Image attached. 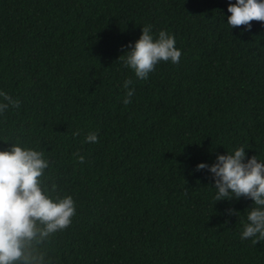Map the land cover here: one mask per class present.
Listing matches in <instances>:
<instances>
[{"label":"trees","instance_id":"16d2710c","mask_svg":"<svg viewBox=\"0 0 264 264\" xmlns=\"http://www.w3.org/2000/svg\"><path fill=\"white\" fill-rule=\"evenodd\" d=\"M230 2L0 0V91L21 102L0 150L42 151L76 208L48 264H264V242L241 239L251 199L215 202L195 170L240 146L264 161V22L230 28ZM149 24L182 55L140 80L119 57Z\"/></svg>","mask_w":264,"mask_h":264},{"label":"clouds","instance_id":"9594fccd","mask_svg":"<svg viewBox=\"0 0 264 264\" xmlns=\"http://www.w3.org/2000/svg\"><path fill=\"white\" fill-rule=\"evenodd\" d=\"M227 24L230 28L244 26L250 31L252 21L264 22V0H236L228 4ZM181 50L175 47L174 35L160 30L154 35L152 25L142 26L141 35L119 57L124 67L133 70L135 77L147 80L160 62L178 64ZM132 79L124 81L126 95L124 105L131 103L135 89ZM20 100L0 91V114L9 107L19 108ZM79 135V130L73 133ZM85 142L96 143V132H89ZM245 147L240 146L226 154L217 153L212 164L198 163L195 170L207 169L215 188V202L221 200L251 199L247 223L241 239H252L256 245L264 242V161L256 155L247 157ZM80 163L83 155L76 153ZM50 161L42 151L11 143L0 150V264H48L45 245L57 232L66 229L75 215V203L71 195L56 193V185L44 183L45 170ZM229 215L239 213L234 208Z\"/></svg>","mask_w":264,"mask_h":264}]
</instances>
